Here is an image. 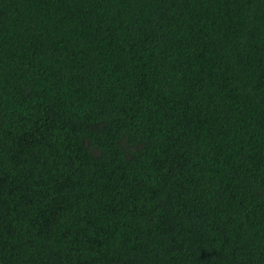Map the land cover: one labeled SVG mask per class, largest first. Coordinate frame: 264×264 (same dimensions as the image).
Wrapping results in <instances>:
<instances>
[{"label":"trees","instance_id":"obj_1","mask_svg":"<svg viewBox=\"0 0 264 264\" xmlns=\"http://www.w3.org/2000/svg\"><path fill=\"white\" fill-rule=\"evenodd\" d=\"M0 264H264V0H0Z\"/></svg>","mask_w":264,"mask_h":264}]
</instances>
